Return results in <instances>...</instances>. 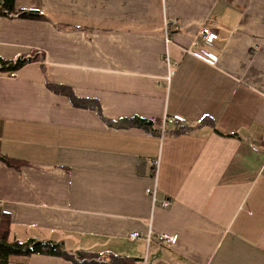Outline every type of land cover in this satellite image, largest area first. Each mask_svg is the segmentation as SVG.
I'll return each instance as SVG.
<instances>
[{"label":"crops","instance_id":"1","mask_svg":"<svg viewBox=\"0 0 264 264\" xmlns=\"http://www.w3.org/2000/svg\"><path fill=\"white\" fill-rule=\"evenodd\" d=\"M14 11L0 17V65L31 62L0 72L7 242L56 246L76 263L36 250L2 264H85L78 253L93 264H264V0H15ZM47 83L155 134L110 127Z\"/></svg>","mask_w":264,"mask_h":264},{"label":"trees","instance_id":"2","mask_svg":"<svg viewBox=\"0 0 264 264\" xmlns=\"http://www.w3.org/2000/svg\"><path fill=\"white\" fill-rule=\"evenodd\" d=\"M14 3L15 0H0V17L2 16H9L12 14H15L14 11ZM19 17L21 18H38L37 15H34L32 13H22L19 14ZM31 62V59H23L15 64L7 65L5 63L0 65V72L8 71L13 72L21 68L23 65ZM47 88L57 94H62L66 96L72 105L75 107L80 108H87L91 107L92 110L95 111L97 116L102 119L108 126L114 127L117 129H127V128H139L141 130H144L149 133H154L152 130V122L143 120L137 117H132L128 119H119L116 121H108L106 120L102 114L99 105L95 101H89V100H77L74 98L72 93L68 88L65 87H58L54 86L50 83H47ZM92 104V105H91ZM0 162L6 163L8 165L13 164V161L6 159L5 157L0 155ZM8 228H9V219L6 217L1 209H0V264L5 262L7 258L14 254H30L36 250L42 252V254L47 255H61L74 263H76L75 260L72 259V257L60 252L56 246H48L43 245L39 247V245L34 247H22L17 244H10L7 242L8 237ZM78 260H85V264L87 262H90L89 264H93L95 259L98 260V257L94 254H86V253H78L77 257H75ZM136 261L134 259H127V258H121V257H110L107 259V264H135Z\"/></svg>","mask_w":264,"mask_h":264},{"label":"built area","instance_id":"3","mask_svg":"<svg viewBox=\"0 0 264 264\" xmlns=\"http://www.w3.org/2000/svg\"><path fill=\"white\" fill-rule=\"evenodd\" d=\"M171 26V21H169L168 19H164L163 21V42H164V46H165V54H166V62L167 65L169 67L173 66L172 63H170L169 60V55H168V48L169 45L172 42V37L169 35V27ZM200 35L202 36V40L203 43L207 44V45H211L216 39H217V35L213 32H210L207 28H203L200 32ZM196 57L204 60L205 62L212 64L215 60V58L209 54H207L205 51L203 50H199V53L194 54ZM176 65V64H175ZM10 76H14V73H10ZM170 77H167V82H169ZM165 123H180L182 122L181 118H167L164 120ZM264 142V139H263ZM155 188H148L144 191L145 196L150 200L151 204L154 205L156 200H155ZM169 202L168 201H163L160 203V206L162 207H167L169 206ZM149 228H151V219H150V223H149ZM150 236V231H148L147 234V239ZM128 238L131 240H135L140 238V234L139 233H131L128 235ZM158 240L160 242H162L165 245H174L177 242V236L176 235H158Z\"/></svg>","mask_w":264,"mask_h":264},{"label":"rangeland","instance_id":"4","mask_svg":"<svg viewBox=\"0 0 264 264\" xmlns=\"http://www.w3.org/2000/svg\"><path fill=\"white\" fill-rule=\"evenodd\" d=\"M61 250V249H60ZM63 251V250H62ZM64 252H66V254H68L69 252L68 251H64Z\"/></svg>","mask_w":264,"mask_h":264}]
</instances>
